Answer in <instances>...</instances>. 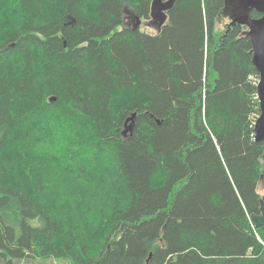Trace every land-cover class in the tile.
I'll return each instance as SVG.
<instances>
[{
    "label": "trees",
    "instance_id": "1",
    "mask_svg": "<svg viewBox=\"0 0 264 264\" xmlns=\"http://www.w3.org/2000/svg\"><path fill=\"white\" fill-rule=\"evenodd\" d=\"M151 2L0 0V264H264L248 28Z\"/></svg>",
    "mask_w": 264,
    "mask_h": 264
},
{
    "label": "water",
    "instance_id": "2",
    "mask_svg": "<svg viewBox=\"0 0 264 264\" xmlns=\"http://www.w3.org/2000/svg\"><path fill=\"white\" fill-rule=\"evenodd\" d=\"M176 1L152 0L150 13L154 25L160 27L165 23L167 11L173 7ZM225 3L229 14L231 12L233 15L230 23L245 24L248 28L245 33L249 36L252 43V63L259 75L256 87L260 113L254 123V138L257 142H264V0H225ZM252 10H256L261 16L259 18H251L250 12ZM133 117L134 114L129 118V121H132ZM128 131H131V124H127L124 133ZM250 220L255 227L264 225L263 200H260L259 213L251 215Z\"/></svg>",
    "mask_w": 264,
    "mask_h": 264
},
{
    "label": "rangeland",
    "instance_id": "3",
    "mask_svg": "<svg viewBox=\"0 0 264 264\" xmlns=\"http://www.w3.org/2000/svg\"><path fill=\"white\" fill-rule=\"evenodd\" d=\"M131 23H132V21H131ZM143 30L144 31H148V32H153L151 29L145 28V27H143ZM37 263L38 264H59V262H56V261H54L52 259H50V261H49V260H44V259H40V258L37 259ZM28 264H35V263L29 262Z\"/></svg>",
    "mask_w": 264,
    "mask_h": 264
},
{
    "label": "flooded vegetation",
    "instance_id": "4",
    "mask_svg": "<svg viewBox=\"0 0 264 264\" xmlns=\"http://www.w3.org/2000/svg\"><path fill=\"white\" fill-rule=\"evenodd\" d=\"M228 8L230 9V7L228 6ZM232 17H233V15H232V13L230 12V14L228 15V18H229V21L231 22V20H232ZM129 23H131L130 21H128ZM151 22H152V24H151V26H149V29H153L154 28V22H153V20H151ZM241 24V23H240ZM131 25H132V23H131ZM137 26H139V25H137Z\"/></svg>",
    "mask_w": 264,
    "mask_h": 264
}]
</instances>
